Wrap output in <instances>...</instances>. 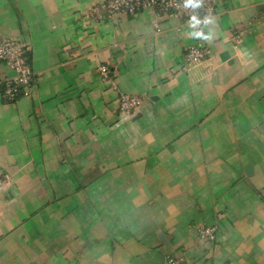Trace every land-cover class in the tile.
<instances>
[{
    "label": "crops",
    "instance_id": "1",
    "mask_svg": "<svg viewBox=\"0 0 264 264\" xmlns=\"http://www.w3.org/2000/svg\"><path fill=\"white\" fill-rule=\"evenodd\" d=\"M102 1L0 0L37 78L0 86V264H264V0H220L202 37L154 8L99 20ZM191 44L210 67L186 69ZM103 64L143 97L131 115Z\"/></svg>",
    "mask_w": 264,
    "mask_h": 264
},
{
    "label": "built area",
    "instance_id": "2",
    "mask_svg": "<svg viewBox=\"0 0 264 264\" xmlns=\"http://www.w3.org/2000/svg\"><path fill=\"white\" fill-rule=\"evenodd\" d=\"M220 0H192L199 7L185 6L187 0H103L97 4L91 14L99 20L105 17L113 18L119 13L137 15L141 11L154 8L160 17H171L174 20L184 21L192 28L195 37L206 34L209 24L218 16ZM181 27H177L179 30ZM158 31L161 28L158 27ZM32 47L28 42L0 36V86L3 88V98L7 102H14L21 96H30L36 84V75L29 63V53ZM186 69L199 66H209L211 50L208 46L191 44L185 52ZM210 67V66H209ZM7 68L11 73H4ZM100 73L105 81L112 84V88L119 94V108L121 112L131 115L142 106L144 99L136 94L125 93L120 90L112 79L110 67L103 64ZM9 180V175H0V186ZM218 228L216 224L200 225L199 237L208 242L216 240ZM170 264H186L183 256H168Z\"/></svg>",
    "mask_w": 264,
    "mask_h": 264
},
{
    "label": "water",
    "instance_id": "3",
    "mask_svg": "<svg viewBox=\"0 0 264 264\" xmlns=\"http://www.w3.org/2000/svg\"><path fill=\"white\" fill-rule=\"evenodd\" d=\"M247 172H248V175H251L253 173V164H248L247 166Z\"/></svg>",
    "mask_w": 264,
    "mask_h": 264
},
{
    "label": "clouds",
    "instance_id": "4",
    "mask_svg": "<svg viewBox=\"0 0 264 264\" xmlns=\"http://www.w3.org/2000/svg\"><path fill=\"white\" fill-rule=\"evenodd\" d=\"M185 6H186V7H187V6H195V7H199L200 5H199V4H193V3H192V0H187V3H186Z\"/></svg>",
    "mask_w": 264,
    "mask_h": 264
},
{
    "label": "rangeland",
    "instance_id": "5",
    "mask_svg": "<svg viewBox=\"0 0 264 264\" xmlns=\"http://www.w3.org/2000/svg\"><path fill=\"white\" fill-rule=\"evenodd\" d=\"M205 225V224H204Z\"/></svg>",
    "mask_w": 264,
    "mask_h": 264
}]
</instances>
